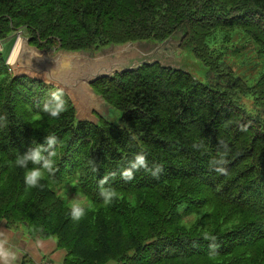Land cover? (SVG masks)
<instances>
[{"label":"trees","instance_id":"trees-1","mask_svg":"<svg viewBox=\"0 0 264 264\" xmlns=\"http://www.w3.org/2000/svg\"><path fill=\"white\" fill-rule=\"evenodd\" d=\"M13 32L52 51L181 32V47L207 74L203 85L152 65L98 80L92 88L121 118L96 126L77 122L66 96L59 119L40 112L37 105L56 89L12 78L0 52V117H7L0 126V222L7 229L53 239L65 251L63 264H264V0H0V41ZM235 33L243 47L252 44L262 67L253 83L229 63ZM50 134L58 139L59 170L45 176L43 190L28 189L27 170L15 161ZM220 141L231 149L227 176L209 168ZM194 142L205 147L195 150ZM139 153L163 172L142 169L125 182L120 172ZM109 173L105 187L119 195L105 206L98 185ZM70 183L89 201L79 221L56 192ZM205 235L216 236L217 247Z\"/></svg>","mask_w":264,"mask_h":264},{"label":"water","instance_id":"water-1","mask_svg":"<svg viewBox=\"0 0 264 264\" xmlns=\"http://www.w3.org/2000/svg\"><path fill=\"white\" fill-rule=\"evenodd\" d=\"M183 34L177 32L161 41L154 39L137 40L121 44L110 43L97 50L56 51L39 49L29 44L26 34L17 33V38L7 57L6 64L12 78H27L48 86L62 88L70 100L77 122H89L96 126L100 120L116 124L121 112L110 105L97 93L92 84L114 75L135 72L143 66L159 65L162 69H173L191 77L194 82L206 84L207 69L203 81L193 78L179 56ZM173 54L171 55V53Z\"/></svg>","mask_w":264,"mask_h":264},{"label":"clouds","instance_id":"clouds-1","mask_svg":"<svg viewBox=\"0 0 264 264\" xmlns=\"http://www.w3.org/2000/svg\"><path fill=\"white\" fill-rule=\"evenodd\" d=\"M65 91L62 88H57L51 93L50 98L43 103L42 107L37 105L40 112L48 115L52 119H59L61 114L68 110V102L64 98ZM0 126H7V117H0ZM58 145V139L54 134L47 135L43 143L38 144L34 148H29L25 153L19 155L15 161L17 167L26 169L24 176V183L28 189L39 188L43 190L44 184L41 181L45 176H55L56 172L59 170L56 167L53 157L56 155L55 149ZM193 149L200 150L205 147L203 142L193 143ZM219 151L216 156L212 157L209 162V168L211 171L218 175L227 176L229 174L227 165L229 164L228 156L231 152L228 144L224 141L219 142ZM93 171H98L93 161ZM29 164L33 167L29 168ZM144 170L151 173L152 176L158 177L160 173L163 172L162 165L153 164L149 167V162L146 159L145 154H136L132 161L128 163V166L120 172V177L125 182L132 181L135 178V173ZM115 173H109L99 180V195L103 200L105 206L113 203L114 200L118 198V192L112 187H105L108 181L113 177ZM88 206L85 204L84 197L77 193L75 197L72 198L69 205L70 216L74 221H79L86 215V208ZM205 239L213 241L210 244V248H215V241L217 239L214 235H205ZM2 248V245H0Z\"/></svg>","mask_w":264,"mask_h":264},{"label":"rangeland","instance_id":"rangeland-1","mask_svg":"<svg viewBox=\"0 0 264 264\" xmlns=\"http://www.w3.org/2000/svg\"><path fill=\"white\" fill-rule=\"evenodd\" d=\"M16 34L14 32L11 33L7 39L2 41V45L5 51V56L8 57L9 51L12 47V44L15 41ZM239 36L233 34L231 38V46L228 47V59L230 65H232L233 69L235 70L236 74L245 79V80H252L249 83H253L254 79L256 78L257 74L261 70V65L257 58L256 52L252 46V44H245L244 47L242 46V40H239ZM243 47V48H242ZM188 48L181 47V51H184L182 55L179 56L180 59H183L186 65V69L188 73L195 79L199 81H203L204 78V68L197 61L191 53L186 50ZM173 52L171 53V55ZM246 107H249V102H244ZM56 192L58 195L62 197L69 205L70 201L73 197L77 195V192L73 188V183L69 185H61L56 187ZM85 204L88 206L89 201L84 197ZM114 264V263H109Z\"/></svg>","mask_w":264,"mask_h":264},{"label":"crops","instance_id":"crops-1","mask_svg":"<svg viewBox=\"0 0 264 264\" xmlns=\"http://www.w3.org/2000/svg\"><path fill=\"white\" fill-rule=\"evenodd\" d=\"M0 264H63L65 251L53 239H30L23 229L9 230L0 222Z\"/></svg>","mask_w":264,"mask_h":264},{"label":"built area","instance_id":"built-area-1","mask_svg":"<svg viewBox=\"0 0 264 264\" xmlns=\"http://www.w3.org/2000/svg\"><path fill=\"white\" fill-rule=\"evenodd\" d=\"M2 50H3V46H2L1 41H0V52H2ZM43 264H49V263L45 262Z\"/></svg>","mask_w":264,"mask_h":264}]
</instances>
